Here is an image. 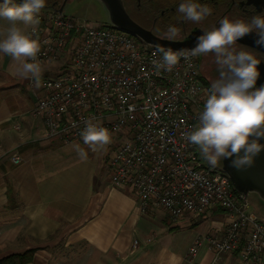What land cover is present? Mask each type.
<instances>
[{"label":"built area","instance_id":"1","mask_svg":"<svg viewBox=\"0 0 264 264\" xmlns=\"http://www.w3.org/2000/svg\"><path fill=\"white\" fill-rule=\"evenodd\" d=\"M35 36L43 94L32 112L46 137L84 142L87 121L107 128L112 142L101 150L110 183L132 188L142 214L161 208L177 220L215 206L226 210L230 221L222 233L197 236L191 258L206 244L217 253L239 249L244 263L264 262V219L249 210L248 195L184 138L207 98L196 57H181L172 72L157 74L155 46L114 25L64 13L39 15ZM30 85L37 84L30 79Z\"/></svg>","mask_w":264,"mask_h":264},{"label":"crops","instance_id":"2","mask_svg":"<svg viewBox=\"0 0 264 264\" xmlns=\"http://www.w3.org/2000/svg\"><path fill=\"white\" fill-rule=\"evenodd\" d=\"M17 67L0 54V258L36 248L31 264L54 256L70 261L77 252L105 264H255L206 244L191 258L197 236L222 233L226 210L215 206L177 220L161 208L142 214L132 188L110 183L102 150L45 136L32 112L43 90Z\"/></svg>","mask_w":264,"mask_h":264},{"label":"clouds","instance_id":"3","mask_svg":"<svg viewBox=\"0 0 264 264\" xmlns=\"http://www.w3.org/2000/svg\"><path fill=\"white\" fill-rule=\"evenodd\" d=\"M46 0H3L0 4V19L8 26L0 32V54L10 56L18 65L17 74L23 79L40 82L42 68L38 61L40 42L35 36L39 14ZM184 21L200 23L211 15V8L195 0H184L177 9ZM258 34L256 43L264 46V15L251 19L220 20L219 27L203 30L191 49L173 50L162 45L155 46L152 65L157 74L172 72L181 57L214 56L219 76L211 82L203 109L198 114V123L184 134L186 141L197 146L202 157L213 167L221 160L233 158L237 169L251 167L255 157L264 150L260 140L264 138V85L256 86L260 75L257 59L252 52L237 48V40L248 33ZM180 29L169 25L162 39L175 41ZM82 139L95 152L112 142L110 131L91 121L81 133ZM80 158L87 159V152L78 151Z\"/></svg>","mask_w":264,"mask_h":264},{"label":"flooded vegetation","instance_id":"4","mask_svg":"<svg viewBox=\"0 0 264 264\" xmlns=\"http://www.w3.org/2000/svg\"><path fill=\"white\" fill-rule=\"evenodd\" d=\"M74 1L76 0H46V6L39 15L64 13L65 8ZM15 2L20 3L22 0H15ZM121 2L128 15L142 28L155 36L162 37L167 27L174 25L180 29V35L175 41H184L190 38L192 39V46H195L197 37L202 34L203 30L213 26L219 27L220 20L226 16L230 19L244 18L250 20L254 15H264V0H195L202 5H207L212 10L211 15L200 23L184 21L182 15L178 13V6L184 0H121ZM257 39L258 34L252 31L238 39L236 47L252 52L260 60L257 66L260 75L256 83V86L259 87L264 85V46L258 45ZM196 59L201 80L208 96L211 82L219 76L217 65L214 63L212 54L199 56ZM221 166L222 160L215 167L220 168Z\"/></svg>","mask_w":264,"mask_h":264},{"label":"water","instance_id":"5","mask_svg":"<svg viewBox=\"0 0 264 264\" xmlns=\"http://www.w3.org/2000/svg\"><path fill=\"white\" fill-rule=\"evenodd\" d=\"M98 1L106 11L109 24L136 35L150 45H162L165 48L170 47L174 51L194 47L190 38L184 41H168L142 28L125 11L121 0ZM260 143L264 144V138L260 140ZM232 159L234 157L222 160L220 169L231 178L238 191L245 195L256 193L264 201V150L255 157L253 165L248 168L237 169L233 167Z\"/></svg>","mask_w":264,"mask_h":264},{"label":"rangeland","instance_id":"6","mask_svg":"<svg viewBox=\"0 0 264 264\" xmlns=\"http://www.w3.org/2000/svg\"><path fill=\"white\" fill-rule=\"evenodd\" d=\"M3 0H0V4ZM64 14L73 17L80 21H87L90 24L102 26L110 24L107 22V15L104 7L98 0H76L65 8ZM8 26V22L0 19V32ZM54 71H45L46 74L53 73ZM206 162V160H205ZM250 211H254L259 218L264 217V201L256 193L248 194ZM46 264H105L102 258L99 259L98 255H91L89 258L84 254L77 252L71 257L70 261L63 260L61 257H53L46 261Z\"/></svg>","mask_w":264,"mask_h":264},{"label":"trees","instance_id":"7","mask_svg":"<svg viewBox=\"0 0 264 264\" xmlns=\"http://www.w3.org/2000/svg\"><path fill=\"white\" fill-rule=\"evenodd\" d=\"M239 253V249L235 250ZM36 248L8 254L0 258V264H31L34 261Z\"/></svg>","mask_w":264,"mask_h":264}]
</instances>
